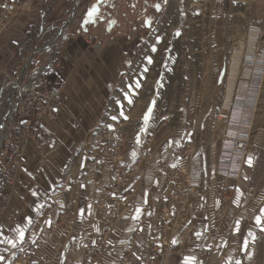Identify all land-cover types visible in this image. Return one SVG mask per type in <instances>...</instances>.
<instances>
[{
  "label": "crops",
  "instance_id": "1",
  "mask_svg": "<svg viewBox=\"0 0 264 264\" xmlns=\"http://www.w3.org/2000/svg\"><path fill=\"white\" fill-rule=\"evenodd\" d=\"M14 1L0 0L2 102L12 93L3 85L32 53L39 27L52 33L50 12H58L60 27L75 15L67 18L64 11L81 3L26 0L33 1L29 12L15 9ZM218 2L221 8L231 0ZM222 19L216 48L207 50L213 65L204 61L199 78H190V86L185 81L182 98L162 105L158 96L175 88H157L156 98L139 104L136 114L122 108L121 83L144 35L79 30V18L66 27L53 69L61 88L57 118L42 116L38 131L50 142L39 148L33 137L24 139L19 168L0 173L7 198L0 212V264H264V76L245 65L233 72L235 54L226 53ZM211 39L212 33L204 36L207 45ZM51 60L52 53H39L36 71ZM252 85L260 86V95L246 110L242 130L250 147L240 174L227 179L226 194L218 187L222 141L214 125L233 97ZM235 129L232 122L228 132ZM164 210L174 227L167 245L161 240ZM190 223L197 227L192 238L180 240Z\"/></svg>",
  "mask_w": 264,
  "mask_h": 264
},
{
  "label": "rangeland",
  "instance_id": "2",
  "mask_svg": "<svg viewBox=\"0 0 264 264\" xmlns=\"http://www.w3.org/2000/svg\"><path fill=\"white\" fill-rule=\"evenodd\" d=\"M79 1H81L80 5L79 2L74 3L69 11H64V16L67 14V18L74 13L76 17L74 15L73 20L84 19L82 21L84 24L79 25V30L91 28L93 32H99L106 30V27L112 33L133 34L139 32L144 35L140 50L121 83V87L123 86L121 96L127 103L122 108L127 109L129 114L138 113L139 104L143 105L152 96L156 98L157 88L161 91L163 89L173 91L175 88V91L170 95L165 93L158 96L157 94L162 105L167 100L182 98L184 93L181 89L185 81L186 85L188 83L190 86L192 81L190 78H199L204 61L211 63L210 66L213 65L214 56L207 50L216 48L214 31L219 15L222 16L225 26L224 47L227 49L226 53L228 57L230 54H235L234 63L237 70L233 72L241 71L242 65L253 68L249 63L250 60H253L262 70L264 76V0H231L230 4L221 8L218 6L219 0ZM171 4L173 7L175 6L176 16L166 27L165 19ZM93 9L96 11L90 16L89 13ZM182 16L187 21V30L185 25L180 23ZM73 20H67L69 22L66 26L74 24ZM171 24L173 26L169 30ZM39 28L41 29V27ZM57 29L54 34L58 31ZM63 32L61 33L62 37H56L54 42L53 39H50L54 34L49 33L47 27H42L41 30H38L39 36L42 35L40 45L51 40L54 42V48L59 47L64 37ZM167 33L171 35L166 36ZM207 33H212L209 45L204 41V36ZM169 36L171 39L168 38ZM25 47L26 50L28 47L27 45ZM185 72L187 79L184 75ZM232 79L233 76L228 80V86L232 85ZM8 109L9 107L6 106L1 110L0 116L6 114ZM4 122L6 123V118H1L0 137ZM5 132L6 129L3 133Z\"/></svg>",
  "mask_w": 264,
  "mask_h": 264
},
{
  "label": "built area",
  "instance_id": "3",
  "mask_svg": "<svg viewBox=\"0 0 264 264\" xmlns=\"http://www.w3.org/2000/svg\"><path fill=\"white\" fill-rule=\"evenodd\" d=\"M39 2L42 0H38ZM33 1L15 0V9H24L31 11ZM74 16H72V20ZM71 20V21H72ZM69 22V21H68ZM67 21L64 24V30L66 29ZM62 25V24H61ZM60 25V26H61ZM42 29V28H41ZM40 29V30H41ZM58 31L50 37L54 42L56 37H62V32ZM64 35V32H63ZM36 45L33 48L32 53L26 58L25 63L22 65L17 76H9L4 88L9 86L12 89V93L8 95L5 101L0 100V111L6 108V102L10 105L6 114H2L1 118H6V123L2 130V137L0 139V173L2 175L9 176L14 173L20 166L23 151H24V139L33 137L37 142V146L42 148L43 145L48 144L50 140L45 137L40 138V118L46 115L49 119L55 120L57 118L54 111L55 102L58 100L61 88L57 85H50L49 79L46 73L53 71L54 67L58 64L57 56L59 47L54 48V42L49 40L47 43L40 45L41 36H38ZM50 52L52 53V60L49 61L39 74L36 69H31V63L35 56L39 53ZM252 69L255 71H262L255 61L250 60ZM33 74L32 80L26 82L28 77ZM34 83H39L40 87L35 88ZM260 95V86L252 85L244 94H237L233 97L230 109L219 115V121L214 125V131L218 139L222 141V147L217 158V170L216 173L222 178L218 182V187L224 193L228 194L229 184L227 179L237 177L245 164L247 152L250 147V137L247 133L242 132L245 127V113L250 107H255ZM32 115V120H25L24 117ZM235 123L236 129L232 132H228L229 125ZM6 129V132L3 131ZM191 155V151H188ZM142 159H137L136 164H140ZM184 174L185 171H183ZM191 194V192H189ZM6 197L0 193V212L3 210ZM171 216L170 211H163V223H162V242L167 245L170 241V235L173 228L171 227L167 219ZM196 225L190 223L187 229L184 231L180 240L185 241L188 237L192 238L193 232L196 230ZM130 252V249H127ZM151 260L149 264H152Z\"/></svg>",
  "mask_w": 264,
  "mask_h": 264
},
{
  "label": "trees",
  "instance_id": "4",
  "mask_svg": "<svg viewBox=\"0 0 264 264\" xmlns=\"http://www.w3.org/2000/svg\"><path fill=\"white\" fill-rule=\"evenodd\" d=\"M67 2L70 5V4H73L75 2V0H67ZM57 19H58V12H56L55 10H52L50 12V16H49V20L51 21L52 28H53L51 30V32H52L51 34H53L56 31V29L58 28V26L60 24V22ZM180 21H181L182 24H186V19H185L184 16L181 17ZM67 31H68V28L65 29L63 36H65L67 34ZM36 36H37V32L35 30L31 29V32H30L31 41H35ZM30 51H32V49H30ZM37 57H38V54L35 56L33 62L31 63V69L32 70H35L37 68ZM46 76L49 79L50 85L51 86L54 85V83H55L54 72L53 71L48 72V73H46Z\"/></svg>",
  "mask_w": 264,
  "mask_h": 264
},
{
  "label": "bare ground",
  "instance_id": "5",
  "mask_svg": "<svg viewBox=\"0 0 264 264\" xmlns=\"http://www.w3.org/2000/svg\"><path fill=\"white\" fill-rule=\"evenodd\" d=\"M238 2V1H237ZM173 4H174V2H173ZM173 4H171V6H170V8H169V10H168V13H167V17H166V19H165V26L167 27L173 20H174V18H175V12H176V10H175V6L173 7ZM5 123V122H4ZM2 137V136H1ZM1 137H0V139H1Z\"/></svg>",
  "mask_w": 264,
  "mask_h": 264
},
{
  "label": "snow or ice",
  "instance_id": "6",
  "mask_svg": "<svg viewBox=\"0 0 264 264\" xmlns=\"http://www.w3.org/2000/svg\"><path fill=\"white\" fill-rule=\"evenodd\" d=\"M95 11H96V10L93 9V11L89 13V15H90V16L93 15ZM145 119H147V117H145ZM249 163H251V160H249ZM262 211H264V210H262ZM257 222H258V223L260 222V218H259V217H257ZM250 235H251V233H250ZM21 236H23V233H21Z\"/></svg>",
  "mask_w": 264,
  "mask_h": 264
},
{
  "label": "water",
  "instance_id": "7",
  "mask_svg": "<svg viewBox=\"0 0 264 264\" xmlns=\"http://www.w3.org/2000/svg\"><path fill=\"white\" fill-rule=\"evenodd\" d=\"M71 20H72V16L69 18V21H71ZM64 28H65V27H64V24H62V25L60 26V30L63 31Z\"/></svg>",
  "mask_w": 264,
  "mask_h": 264
}]
</instances>
